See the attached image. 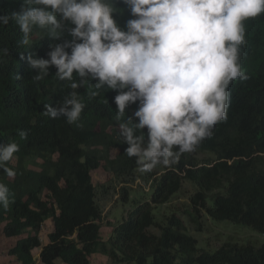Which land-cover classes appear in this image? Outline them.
I'll use <instances>...</instances> for the list:
<instances>
[{
  "label": "trees",
  "instance_id": "1",
  "mask_svg": "<svg viewBox=\"0 0 264 264\" xmlns=\"http://www.w3.org/2000/svg\"><path fill=\"white\" fill-rule=\"evenodd\" d=\"M99 167L149 187L133 198L121 189L131 204L105 239L91 176ZM183 181L194 187L186 213L197 230L205 213L264 234V0H0L8 255L264 264V243L209 251L177 212L157 218Z\"/></svg>",
  "mask_w": 264,
  "mask_h": 264
},
{
  "label": "rangeland",
  "instance_id": "2",
  "mask_svg": "<svg viewBox=\"0 0 264 264\" xmlns=\"http://www.w3.org/2000/svg\"><path fill=\"white\" fill-rule=\"evenodd\" d=\"M148 152V151H147ZM137 174L141 171H136ZM92 182L95 186L96 201L101 208L103 219L101 221L100 235L103 239L107 238L111 231V226L108 222L113 223L120 219L121 213L127 209L131 200L122 202L120 199L121 189L127 188L129 198L136 197L141 194H148L149 187L139 176H115L99 167L91 171ZM194 191L191 183L183 181L181 188L172 196L169 202L161 205L159 210H154L157 218L164 219L162 216L165 213L177 212L182 218L183 225L197 240L196 247L213 251L221 243L232 240L236 242L249 241L253 245L264 243V234L260 233L249 226L238 223H233L228 220L215 221L208 217L205 213L200 215V229L197 230L193 223L189 221L187 210L190 208L189 196ZM157 212V213H156ZM51 221L46 220L40 232L42 242H46V234L50 230ZM152 232H157V229H151ZM15 242V238L4 237L0 234V264H20L14 256L6 253L7 249ZM39 249L33 250V254L37 255ZM91 264H111L108 258L100 253L91 255ZM59 264H63L58 261Z\"/></svg>",
  "mask_w": 264,
  "mask_h": 264
},
{
  "label": "clouds",
  "instance_id": "3",
  "mask_svg": "<svg viewBox=\"0 0 264 264\" xmlns=\"http://www.w3.org/2000/svg\"><path fill=\"white\" fill-rule=\"evenodd\" d=\"M47 235V234H46ZM41 238V237H40ZM46 238H47V236H46ZM42 243H45V242H42Z\"/></svg>",
  "mask_w": 264,
  "mask_h": 264
}]
</instances>
